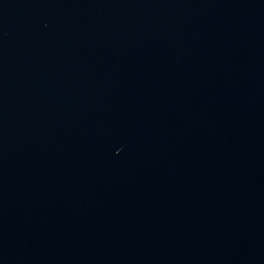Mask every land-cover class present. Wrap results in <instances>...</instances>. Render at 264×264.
Segmentation results:
<instances>
[{"label": "water", "instance_id": "obj_1", "mask_svg": "<svg viewBox=\"0 0 264 264\" xmlns=\"http://www.w3.org/2000/svg\"><path fill=\"white\" fill-rule=\"evenodd\" d=\"M0 264H264V0H0Z\"/></svg>", "mask_w": 264, "mask_h": 264}]
</instances>
